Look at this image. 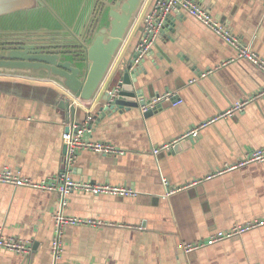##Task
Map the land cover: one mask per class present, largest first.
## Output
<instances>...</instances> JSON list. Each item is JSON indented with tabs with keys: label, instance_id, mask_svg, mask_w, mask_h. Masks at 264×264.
<instances>
[{
	"label": "crops",
	"instance_id": "obj_1",
	"mask_svg": "<svg viewBox=\"0 0 264 264\" xmlns=\"http://www.w3.org/2000/svg\"><path fill=\"white\" fill-rule=\"evenodd\" d=\"M154 0H145L114 68L134 57L143 22ZM264 59L263 0H194ZM102 6L98 1L96 10ZM234 50L190 17L169 16L166 28L141 62L135 86L144 99L173 92L144 116L139 108L101 116L96 103L66 96L69 122L57 107L62 91L48 81L0 75L20 86L0 91V167L9 165L33 180L65 167L62 134L92 116L85 137L108 142L123 154L77 151L74 178L129 187L134 196L71 193L65 212L112 226H69L63 250L53 259L52 214L59 195L0 184V231L28 241V254L0 249V264H264V227L185 253L183 248L215 231L264 216V162L204 178L264 147V73L234 58ZM210 71V72H208ZM208 72L194 83L189 80ZM241 111L224 115L236 101ZM211 119L212 122L207 123ZM203 123H207L203 125ZM202 125V127H201ZM197 129L195 137H183ZM182 144V145H181ZM169 145L157 154L153 148ZM177 149H175L176 146ZM163 179L167 185L163 184ZM170 196L169 187H185ZM140 227V228H138Z\"/></svg>",
	"mask_w": 264,
	"mask_h": 264
},
{
	"label": "water",
	"instance_id": "obj_2",
	"mask_svg": "<svg viewBox=\"0 0 264 264\" xmlns=\"http://www.w3.org/2000/svg\"><path fill=\"white\" fill-rule=\"evenodd\" d=\"M144 1L0 0V75L56 85L62 91L57 92V107L66 122L73 111L66 96L97 101L101 116L140 109L148 102L135 86L141 63L132 67L133 57L114 64ZM16 86L22 85L0 82V91L13 92Z\"/></svg>",
	"mask_w": 264,
	"mask_h": 264
},
{
	"label": "built area",
	"instance_id": "obj_3",
	"mask_svg": "<svg viewBox=\"0 0 264 264\" xmlns=\"http://www.w3.org/2000/svg\"><path fill=\"white\" fill-rule=\"evenodd\" d=\"M264 2V0H263ZM175 15L178 17H190L200 23L202 26L209 29L215 36L224 41L229 47L234 50V58L244 60L261 72L264 73V59H262L255 52L250 50L242 39L232 32V30L218 19H216L205 7L198 4L194 0H154L153 5L149 12L146 14L143 22V29L140 40L134 48L133 66L140 64L143 59L150 53L155 45L157 39L166 28L169 21V16ZM210 72V71H208ZM208 72L199 73L196 77L189 80V84L194 83L198 78L205 77ZM264 95V91L255 95L260 97ZM182 99L173 92H165L157 94L148 99L145 106L140 108V112L144 114L148 109H151L162 102H168L171 106L180 104ZM248 103V100L236 101L234 105L224 114L227 117L232 112L241 111ZM211 119L209 122H212ZM92 121V116L87 115L85 121L79 125H73L68 131L62 134V143L66 148L65 151V167L57 175L50 176L41 180H33L30 177L23 175L19 170L13 169L9 165L0 167V184L8 185L11 187H25L42 192L56 193L59 195V206L52 214L54 225V234L49 244V252L53 259H58L63 250V235L66 227L69 226H89V227H104L112 226V223L103 221L101 219L85 218L79 216H72L65 212L67 206V197L71 193H86L89 195H110V196H134L136 193L133 189L109 183H98L90 180L74 178L70 170V166L77 157V151L87 150L103 155H117L123 154L124 151L115 147L108 142L93 141L85 137L88 132L89 122ZM207 123H203L206 125ZM202 127V125H201ZM197 129L191 130L182 138L187 136L195 137ZM169 145H162L153 148L154 154L160 151H165ZM264 162V147H259L246 152L237 162L232 165H227L223 169L207 175L204 180L211 179L212 177L224 173L226 171L237 170L245 167L251 163ZM203 180L194 181L185 187H169L167 195L170 196L186 187L195 185ZM163 184L167 185L163 179ZM264 227V216L248 219L242 223H236L230 228L225 230L215 231L210 234L206 239L196 241L191 244H186L183 248L185 253H190L198 249L222 242L228 239L239 237L244 233L251 230ZM140 228V227H138ZM0 249L14 253V254H28L29 246L28 241L22 238L9 237L0 231Z\"/></svg>",
	"mask_w": 264,
	"mask_h": 264
},
{
	"label": "flooded vegetation",
	"instance_id": "obj_4",
	"mask_svg": "<svg viewBox=\"0 0 264 264\" xmlns=\"http://www.w3.org/2000/svg\"><path fill=\"white\" fill-rule=\"evenodd\" d=\"M101 8H102V6H99V7H98V10H100ZM98 14H99V11L97 12V14H96V15H98ZM96 15H95V16H96ZM15 47H17V46H16V45H14V46H13V48H15Z\"/></svg>",
	"mask_w": 264,
	"mask_h": 264
}]
</instances>
